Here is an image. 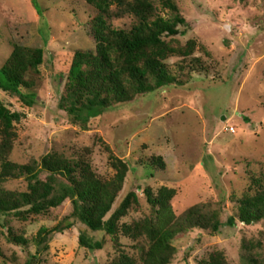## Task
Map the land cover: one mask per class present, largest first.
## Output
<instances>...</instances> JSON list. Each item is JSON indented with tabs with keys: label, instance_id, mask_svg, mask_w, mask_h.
Returning <instances> with one entry per match:
<instances>
[{
	"label": "rangeland",
	"instance_id": "rangeland-1",
	"mask_svg": "<svg viewBox=\"0 0 264 264\" xmlns=\"http://www.w3.org/2000/svg\"><path fill=\"white\" fill-rule=\"evenodd\" d=\"M148 1L168 16L158 0ZM171 1L185 26H178V36L163 40L172 48L192 50L163 63L184 86L118 104L83 131L58 108L74 54L95 52L97 28L129 30L134 19L115 4L107 17L84 0H0V68L14 45L44 51L38 73L26 77L33 87L22 89L35 99L0 91V103L22 114L14 125L9 163L0 169V203L16 204V210L0 211V264H111L119 254L117 245L143 264L148 242L142 222L160 220L147 192L173 190L170 205L176 217L198 205L219 212L221 222L236 214L240 199L264 192V0ZM52 153L70 161L83 158L102 180L115 175L113 159L127 164L109 231L91 233L69 218V200L44 215L15 216L30 208L27 165ZM46 176L40 174L42 180ZM128 193L134 197L121 205ZM60 222L72 227L49 236L47 250L36 255L39 230ZM80 233L103 241V249L79 247ZM18 237L27 244L12 243ZM171 244L169 264H196L214 251L227 264L250 259L264 264V221L222 225L216 234L182 232Z\"/></svg>",
	"mask_w": 264,
	"mask_h": 264
},
{
	"label": "trees",
	"instance_id": "trees-1",
	"mask_svg": "<svg viewBox=\"0 0 264 264\" xmlns=\"http://www.w3.org/2000/svg\"><path fill=\"white\" fill-rule=\"evenodd\" d=\"M84 1L93 5L100 16L107 17L110 16L109 6L115 4L122 9L121 14L130 15L134 23L129 30L112 29L110 26L97 28L94 34L95 52L74 54L65 93L58 104L71 125L85 131L91 120L118 104L130 102L139 95L155 93L161 88L184 86L178 75L172 74L163 63L169 56H186L192 50L172 48L163 40L164 37L178 36V26H185L184 18L171 0H158L159 7L168 16H161L148 0H133L129 4L124 0ZM43 56L42 49L14 45L9 58L0 68V91L24 100L35 99L33 94H23L22 89L31 90L33 87L32 81L26 77L30 73H38ZM21 119V113L12 112L0 103L1 170L9 163L15 137L14 125ZM111 168L115 175L110 180H102L83 158L70 161L56 153L47 154L39 162L33 161L27 165L30 208L23 212L24 215L16 213L15 216L44 215L69 200L72 206L69 218L85 226L88 232H101L102 228L107 232L117 214V210L113 213L112 210L129 172L127 164L116 158L111 161ZM41 173L47 175L44 180L40 178ZM173 196L174 191L165 187L156 194L147 192L148 203L157 208L156 215L160 220L157 223L148 220L142 222L143 234L148 242L143 264H169L174 253L171 243L182 232L197 229L216 234L222 225L235 227L241 223L252 226L264 221V192L240 199L236 214L228 216L224 222L220 221L219 212H208L198 205L176 217L170 205ZM133 197V193H128L121 205ZM13 210H16L15 203H0V211L7 213ZM70 227L72 224L60 222L50 230L41 228L35 242V254L47 250L49 236ZM11 241L21 246L27 244L20 237ZM78 244L90 252L103 249V241L89 237L86 233H80ZM117 247L119 254L111 264H137L133 257L120 250L119 245ZM196 264L227 263L221 252L214 251ZM246 264H256V261L250 259Z\"/></svg>",
	"mask_w": 264,
	"mask_h": 264
}]
</instances>
